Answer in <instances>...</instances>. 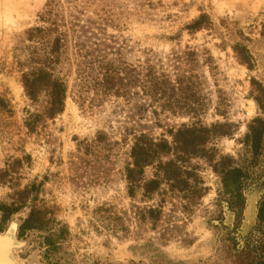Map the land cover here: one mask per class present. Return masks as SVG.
Segmentation results:
<instances>
[{
  "label": "rangeland",
  "instance_id": "rangeland-1",
  "mask_svg": "<svg viewBox=\"0 0 264 264\" xmlns=\"http://www.w3.org/2000/svg\"><path fill=\"white\" fill-rule=\"evenodd\" d=\"M54 1L67 34L54 73L67 98L49 118L47 97L30 101L22 75L48 55L28 33L47 25L41 18ZM235 45L248 49L252 68ZM112 65L123 77L130 66L151 65L176 95L157 101L126 80L105 89ZM253 79L264 88V0H0V233L16 226L24 247L14 257L21 264H262L264 134L257 154L247 135L254 119L264 121V107ZM186 86L195 111L181 94ZM32 114L41 117L30 129ZM184 127L211 129L196 154L174 149ZM139 136L167 141L173 150L161 160L177 162L188 184L172 188L160 177L154 193L132 186L126 169ZM231 166L245 173L242 201L223 174ZM157 170L146 167L143 179Z\"/></svg>",
  "mask_w": 264,
  "mask_h": 264
},
{
  "label": "trees",
  "instance_id": "trees-1",
  "mask_svg": "<svg viewBox=\"0 0 264 264\" xmlns=\"http://www.w3.org/2000/svg\"><path fill=\"white\" fill-rule=\"evenodd\" d=\"M53 5L54 8H51L41 18L47 25L33 28L28 33V40L42 43L43 46L48 48V55L42 65L40 64L38 67L22 75V84L30 101L36 103L39 101L41 95L47 97L46 115L49 118H53L64 111L67 98V86L65 82L54 73V66L56 63H59L61 48L67 34L59 31V25H61L60 22H62L64 15L62 11L61 13L58 12L60 9L58 7L62 6H60L58 1H54ZM59 17L61 18L59 19ZM202 21L203 17L194 21L192 28H199ZM56 33L57 35L53 37L52 34ZM233 48L240 62L249 69L252 68V57L248 49L240 45H235ZM142 70L140 71L137 67L130 66L127 69L126 77H123L117 69L113 68V65L111 67H105L103 85L105 89L114 86L117 87L118 84L122 86L126 80L128 86H139L140 84L143 93L149 95L151 98H155L157 101L171 100L172 102L173 97L176 95V89L178 88L171 81L164 79V74L158 73L151 65H148L145 69L142 68ZM252 85L258 92L255 100L260 106L264 107V88L255 79L252 80ZM181 90V94L184 95L189 110H197L189 103L192 100L193 105L197 103L196 98H194L196 95L193 92V87L186 86L182 87ZM172 112L176 113V111ZM30 117L33 120L27 122V126L31 129L34 126L33 122L37 121L41 116L39 114H32ZM249 129L250 133L247 135V142L251 144L254 153L257 154L261 147L264 134V121L262 119H254ZM210 132L211 129L206 127H184L174 133V149L177 151L185 150L189 155L196 154L195 152L198 151V148H202V145L209 138L208 134ZM171 150L173 149L171 147L168 148V142L165 140L157 142L146 136L136 138L131 152L132 162L126 169V176L131 185L143 186L146 193H154L161 185L160 177L169 182L172 188H175L179 184H188L179 177L182 171L177 162L172 160L164 162L161 160V155ZM155 164L158 168L156 177L151 181H145L143 179L145 168ZM223 170L224 177L230 178V182L237 186L236 194L239 198L238 200L242 201V195L239 190L242 177L245 173L242 169L234 166L225 167ZM258 217L264 221V201L260 206ZM32 219L30 217L24 226L29 228ZM262 264H264V261Z\"/></svg>",
  "mask_w": 264,
  "mask_h": 264
},
{
  "label": "water",
  "instance_id": "water-1",
  "mask_svg": "<svg viewBox=\"0 0 264 264\" xmlns=\"http://www.w3.org/2000/svg\"><path fill=\"white\" fill-rule=\"evenodd\" d=\"M0 243H2V239L7 238L10 240L9 246L5 248V260L10 261L13 264H21L20 262H18V260L14 257V253L21 249L20 245L21 242L18 241V239L16 238V235L13 234L12 231L9 232V230L6 232V234H2L0 233Z\"/></svg>",
  "mask_w": 264,
  "mask_h": 264
},
{
  "label": "bare ground",
  "instance_id": "bare-ground-1",
  "mask_svg": "<svg viewBox=\"0 0 264 264\" xmlns=\"http://www.w3.org/2000/svg\"><path fill=\"white\" fill-rule=\"evenodd\" d=\"M14 228H16V226H11L10 228H9V232L10 231H12L13 232V229ZM4 234H6V233H4ZM1 238V237H0ZM9 243H10V240L9 239H7V238H5L4 237V239H2V243H0V264H13V263H11L10 261H8L7 262V260H5V248L6 247H8L9 246ZM20 247L22 248V247H24L23 245H22V242H21V245H20Z\"/></svg>",
  "mask_w": 264,
  "mask_h": 264
}]
</instances>
